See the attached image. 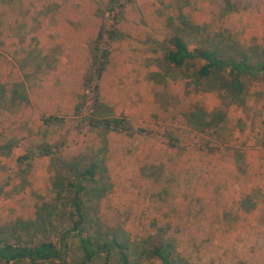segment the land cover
Returning a JSON list of instances; mask_svg holds the SVG:
<instances>
[{
	"label": "rangeland",
	"instance_id": "rangeland-1",
	"mask_svg": "<svg viewBox=\"0 0 264 264\" xmlns=\"http://www.w3.org/2000/svg\"><path fill=\"white\" fill-rule=\"evenodd\" d=\"M103 25L116 37L105 33L98 47L111 64H129L119 87L141 113L135 127L127 120L130 134L115 135L123 163L108 161L119 152H105L89 125L99 109L109 113L94 110L93 83L70 116H46L39 94L43 78L86 74ZM173 32L191 48L224 38L261 53L264 0H0L1 225L34 219L43 205L63 212L71 196L63 163L86 155L107 170L97 216L129 234L142 264H159L142 255L153 237L172 242L186 264H264V77H241L236 98L210 82L197 86L163 60ZM60 60L68 71L58 72ZM194 112L219 121L197 130ZM64 264H81L75 242Z\"/></svg>",
	"mask_w": 264,
	"mask_h": 264
},
{
	"label": "trees",
	"instance_id": "trees-1",
	"mask_svg": "<svg viewBox=\"0 0 264 264\" xmlns=\"http://www.w3.org/2000/svg\"><path fill=\"white\" fill-rule=\"evenodd\" d=\"M105 33L108 41H112L116 37V28L112 26L107 32L104 25L99 28L97 46L91 50L92 63L84 80L86 90L94 84L95 111L100 107L97 100L99 81L109 63V51L98 47ZM188 40L187 36L171 33L163 42V60L197 86L202 82H210L216 89L224 90L236 98L243 89L241 77H264V50L261 53H257V50L246 51L236 46L235 42L226 44L224 38H217L214 43H208L204 38L191 48ZM249 53H253V56ZM224 72L227 78L220 76ZM97 115L89 118L90 126L106 131L132 132L125 117L100 118ZM214 115L194 112L188 121L195 129L204 131L205 127L216 125L219 121V117L213 118L211 122L205 121ZM170 146L173 145L170 143ZM63 168L69 175L65 188L71 193L68 203L61 208L63 212L53 216L57 210L52 211L43 205L37 210L34 219H17L0 224V264H64L71 241L80 250L81 264H142L141 254L138 257L134 252L129 234L122 228L105 225L96 214L93 203L105 197L109 188L106 168L86 155L63 163ZM49 227H55L54 236L47 233ZM144 254L159 264H186L177 256L175 245L160 237L149 239V247L145 248Z\"/></svg>",
	"mask_w": 264,
	"mask_h": 264
},
{
	"label": "crops",
	"instance_id": "crops-1",
	"mask_svg": "<svg viewBox=\"0 0 264 264\" xmlns=\"http://www.w3.org/2000/svg\"><path fill=\"white\" fill-rule=\"evenodd\" d=\"M64 59L65 58H63V60ZM63 60H60L61 62L57 63L58 67L56 68L59 73L61 70L68 71L65 70L66 68H68V65L63 62ZM91 63L92 60L90 58L89 65H91ZM89 68L90 67L86 69L85 73H87ZM128 69L130 70L129 64H111L109 61L99 81L97 96L99 105L103 108H107V110H109V113H107L104 109H100L98 116L100 118H117L118 116H125V118L131 123V126L135 127V123L141 121L138 118L141 113L140 111L137 112V102H133L130 97L131 93L130 95H126V88L119 87L121 83H123L124 85L126 84V78H129V74L127 72L129 71ZM85 75L86 74L83 75V73L81 72L80 78L78 77L74 79L60 80L57 79L53 80V84L48 81V79L46 80L43 78L44 81H41V83L39 84V87H41L40 92L42 91L43 93L39 94L44 99V103L47 109L46 111H48L46 116L54 118L56 117V114L58 115L60 113H64L65 116H70L72 113H76L77 102H80V100L82 99L81 96L83 95ZM107 75L109 80L106 79ZM121 75L123 76L122 82L120 81ZM126 75L128 77H126ZM110 76L112 78H110ZM53 85L55 86V91ZM44 96L48 99H46ZM97 129V134L100 135L103 139L100 141V143H105L106 148L104 149V151L110 153L115 151L119 152V154L115 158L111 157V155H108V161L112 159H119V161L123 163V160H126V158L124 157L125 154L121 153L123 151L121 142H115V140L117 139L115 135L118 133L113 131H106L104 129L100 131L99 128ZM95 142L97 143V141ZM36 143L39 144L38 141ZM42 158H44V156ZM29 219H32V216Z\"/></svg>",
	"mask_w": 264,
	"mask_h": 264
}]
</instances>
